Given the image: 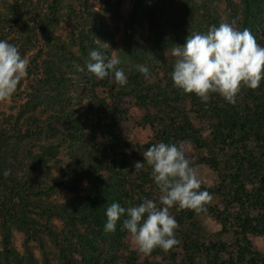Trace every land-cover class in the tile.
<instances>
[{
  "label": "trees",
  "instance_id": "obj_1",
  "mask_svg": "<svg viewBox=\"0 0 264 264\" xmlns=\"http://www.w3.org/2000/svg\"><path fill=\"white\" fill-rule=\"evenodd\" d=\"M106 2L110 4L109 0ZM163 2L165 8L161 11L166 10L168 14L163 18L154 17L159 12L156 9L160 10L159 4L151 14L153 48L159 54L155 53V59L147 66L153 70L156 62L162 64L166 70V84L155 86L152 95L141 91L143 75L134 66L127 76V85L132 82L138 89L133 94L125 93L128 101L122 99L113 114H108L104 109L78 105L75 102L81 99L72 92H81L85 83H92V77L87 75L89 53L98 50L106 57L111 55L114 31L91 0H54L52 17L44 23L51 40L62 44L58 48L63 52L55 67L49 70L54 113L48 117V130L26 134L30 144L26 148L28 163L23 176L18 177L10 170L9 175H3L8 169L5 162H0V264H23L19 252L12 246L13 227L24 232L27 238V264H38L28 243L32 239L42 245L44 264H53L45 251L43 234L51 238L60 264H155L148 258L142 261L131 249L132 238L123 228L125 217H121L115 232L104 231L105 212L111 203L118 202L127 208L144 198L159 200L160 192L152 180L151 167L145 163L141 171H135V163L144 162L142 149L135 150L122 143V132L135 124H152L163 142L183 143L185 150L191 145L202 149L206 144L193 116L199 123L212 125L215 138L224 143L246 144L254 135L264 143V81L259 88L251 89L249 96L254 98L251 105H247V93L242 94L245 87L241 88L233 105L215 93L205 104L195 94H185L173 85L170 73L175 58L168 50L183 45L191 32L207 33L223 21L216 9H210L209 0ZM227 3L232 9L230 22L238 30L249 29L258 44L264 41V0H240V4L227 0ZM143 5L145 0H136L133 14L138 15ZM80 16L93 19L95 24L82 29L69 42H63L57 34L59 23L67 17ZM1 39L7 40L5 33ZM128 53L134 65L144 57L145 51L138 39L129 45ZM133 99L138 100L142 111L140 118L128 114V105ZM242 100L246 102L244 107ZM55 137L57 142H43ZM9 145V135L0 133V151ZM63 148L70 158L68 170L61 177L40 180L41 172L60 156ZM185 155L192 166L194 160H205L202 156L196 160L186 152ZM210 162L217 164L215 160ZM253 166L264 170V165L257 161ZM63 188L76 196L58 203L53 196ZM244 188L241 187L235 196L240 211L233 218L232 230L225 229L217 235L205 229L200 219L202 215H215L224 227L231 218L219 212L211 202L205 205L206 211L200 213L190 209L178 211L173 207L170 214L177 222L174 235L178 243L167 252L156 248L150 254L163 256L170 264H264V249H258L255 244V239L264 235V174L260 189L250 194L248 200L244 197L247 196ZM251 196L256 198L251 206L258 210V215H251L247 210ZM54 218L63 224L60 232L53 225Z\"/></svg>",
  "mask_w": 264,
  "mask_h": 264
},
{
  "label": "rangeland",
  "instance_id": "obj_2",
  "mask_svg": "<svg viewBox=\"0 0 264 264\" xmlns=\"http://www.w3.org/2000/svg\"><path fill=\"white\" fill-rule=\"evenodd\" d=\"M94 7L100 10L107 18L115 34V44L112 45L111 55H116L121 60V65L127 76L131 73L132 68L137 65H149L153 62L154 54H159L155 50L154 37L152 36V16L153 12H158L154 17H162L167 15L166 10L161 11L164 7L163 0H145L143 9L138 15L133 14V7L136 0H91ZM236 4H240V0H234ZM210 9H216L218 15L221 16L223 22H230L231 7L227 0H209ZM159 4L160 10H155V5ZM54 0H0V39L6 34L7 40L18 47L22 56H27L29 60L28 75L24 77L18 85L16 93L6 99L0 100V133L9 135L10 145L0 151V162H5L6 168L12 171L18 177L24 175L28 163L26 148L30 144V139L26 134L29 131L48 130V117L54 113L53 92L50 88L49 70L57 64L63 56V52L58 48L62 46L58 40H51L50 33L45 28V21L52 17L51 7ZM79 7V3H78ZM95 21L87 16L79 18H65L58 26L57 34L65 43L69 42L74 36L79 35L82 29L94 25ZM138 39L145 53L139 63L131 62L128 53L129 45ZM264 46V41L259 42ZM176 46L170 48L171 50ZM172 56V55H171ZM155 68L151 70V78L145 80L140 79L141 91L154 93L155 86H165L166 70L162 64L156 62ZM82 69V68H81ZM84 70V69H82ZM87 75L92 77V83H85L81 92L73 91L72 95H79L81 101L76 102L78 105L91 106L99 110H105L108 114H113L118 108V104L122 99L128 101L125 93L133 94L137 88L136 84L129 83L126 87L119 86L114 80L105 78L97 79L93 74L87 71ZM251 89L244 88L242 94L247 93V105L253 103L254 98L249 96ZM135 96V95H134ZM264 105V100H262ZM243 107L246 105L245 100L241 101ZM103 110V111H104ZM128 114L135 118L142 116L137 99H133L128 105ZM196 127L200 131L202 141L206 144L202 149L191 145L185 150L191 157H203L204 161H195L194 167L198 171L201 179V189H207L212 196L210 201L212 205L217 206V210L221 213L229 214L230 221L227 226H223L222 222L212 214L201 216V221L205 229L213 234L221 235L225 229H231L233 218L240 211L235 196L241 187H245L247 197L255 194L261 187V177L264 170H259L254 163L264 165V143L257 137L253 136L246 144L229 142L224 143L222 139L217 140L214 136L212 125L207 123H199L195 116L192 117ZM161 129V126H160ZM152 124L138 123L122 132L123 144L129 145L137 150L146 151L153 144L163 142L161 134L157 133ZM22 141V142H21ZM58 138L46 139L43 142H57ZM17 143V144H16ZM210 160L217 163L213 165ZM69 155L67 149L63 148L58 158L49 163L44 171L41 172L40 180L49 181L52 177H61L69 168ZM146 165V164H145ZM79 183L83 184V180L79 179ZM36 183V182H35ZM39 184V183H36ZM76 196L75 193L67 190H58L53 198L62 203L71 200ZM246 199V198H245ZM250 200V199H249ZM256 198L251 196V200L247 201V210L251 215H258L251 205L254 204ZM232 202V205L229 203ZM54 227L57 231L63 228L62 222L58 218H54ZM27 238L21 230L13 227L12 246L19 252L23 264H27L25 244ZM30 248L35 253L38 264H44V253L42 245L39 241L28 240ZM43 244L45 251L50 257L53 264H60L57 257V249L54 247L51 238L43 234ZM258 249H264V235L255 239ZM131 249L140 255L141 260L146 258L155 264H170L167 258L163 256H152L139 252L137 245L132 240ZM1 248V233H0Z\"/></svg>",
  "mask_w": 264,
  "mask_h": 264
},
{
  "label": "clouds",
  "instance_id": "obj_3",
  "mask_svg": "<svg viewBox=\"0 0 264 264\" xmlns=\"http://www.w3.org/2000/svg\"><path fill=\"white\" fill-rule=\"evenodd\" d=\"M168 55V53H167ZM175 62L170 73L173 85L185 94H195L207 103L211 94L235 104L242 87L257 89L264 81V46L258 44L249 29L238 30L234 24L222 22L207 33L191 32L183 45L171 50ZM87 71L97 79L109 78L119 86L128 83L121 60L116 55L105 56L98 50L89 53ZM29 60L18 47L0 39V100L12 97L21 80L28 75ZM145 80L151 78L147 65H137ZM144 162L137 161L135 171L145 163L151 167V177L159 189L158 202L144 198L137 205L123 207L111 203L105 212L106 233L116 231L121 217L123 228L137 245L139 252L151 253L160 248L169 251L178 243L175 238L176 219L170 209L206 211L212 200L208 191H201V179L196 167L185 155L183 143L158 142L142 153ZM3 175H9L5 170Z\"/></svg>",
  "mask_w": 264,
  "mask_h": 264
}]
</instances>
